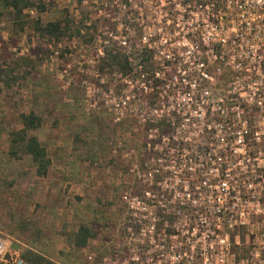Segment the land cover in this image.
Instances as JSON below:
<instances>
[{
	"label": "built area",
	"instance_id": "2783aa9c",
	"mask_svg": "<svg viewBox=\"0 0 264 264\" xmlns=\"http://www.w3.org/2000/svg\"><path fill=\"white\" fill-rule=\"evenodd\" d=\"M109 6L112 27L104 37H94V55L85 59L71 37L64 56L92 65L105 47H113L124 58L121 64L140 74L145 61L141 48L130 45L124 7L147 20L150 7L172 6L160 17L186 26L168 33L174 40L167 51L155 45L168 36L138 33L144 50L160 61L151 69L152 86L141 90L144 96L152 91L149 107L130 90L104 94L112 120L138 112L148 122H142L147 141L141 156L153 155L129 164L140 189L128 188L122 195L124 251L117 246L101 256L90 253L86 264H264V0H109ZM64 49L55 43L41 63L64 66L58 79L70 66L62 58L54 60ZM168 66L182 77H162L159 70ZM208 66L231 71L225 89L212 80ZM132 80L123 77L122 82ZM157 124L164 125V133H157ZM231 232L239 248L238 232L247 236L245 251L239 249L234 263L229 260ZM0 264H24L3 237Z\"/></svg>",
	"mask_w": 264,
	"mask_h": 264
},
{
	"label": "rangeland",
	"instance_id": "374dc122",
	"mask_svg": "<svg viewBox=\"0 0 264 264\" xmlns=\"http://www.w3.org/2000/svg\"><path fill=\"white\" fill-rule=\"evenodd\" d=\"M96 1L93 5L81 0H30L33 4L22 9L19 15L0 7V64H3L0 66V237L7 239L11 250L21 254L31 248L54 264H86L88 254L101 256L117 246L124 251L126 210L122 195L128 188L136 193L140 189L134 174L128 170L129 164H139L153 153L147 156L145 153L142 159L141 148L147 141L146 126L142 122L147 121H143L138 112L112 120L103 106L104 94L107 89L116 93L130 90L140 97L141 106L147 108L152 91L144 96L141 90L147 84L152 86L155 78L151 69L160 61L151 57L149 49L144 50L147 47L139 40L138 33L142 30L151 36L158 33L168 36L164 44L155 45L167 51L174 40L168 33L183 31L186 26L183 21L166 23L160 17L173 10L172 6L150 7L147 20L144 13L140 20L133 8L124 7L130 45L141 48L145 61L140 74L137 69L132 73L130 66H120L110 60L112 55L119 54L113 47H105L92 65L85 62L79 65L75 55L63 54L69 39L74 38L76 48H81L87 59L95 53L94 37L97 34L104 37V32L112 27L109 16L113 8L109 0ZM177 8L182 9L180 5ZM36 19L41 26L58 22L60 34L40 33L34 27ZM57 42L65 49L54 60L62 58L64 63L70 64L65 66L62 79L57 75L63 74L64 66L41 65L48 50L55 48ZM168 69L159 70L162 77H182L175 66ZM207 69L212 80L225 89L231 71L225 66L220 71L211 66ZM123 77L134 80L128 85L122 82ZM67 78L70 82L65 85ZM93 100L95 106H92ZM134 102L139 107L137 100ZM29 111L38 121L26 134L40 139L49 161L53 158L76 162L72 170L51 168V176L57 174L62 179L59 188L56 183L50 186L42 178L34 177L37 174L28 155L13 153L12 138L16 139V135L10 134L22 127L20 114ZM157 125V133H164V125ZM62 143L67 144V155H62L59 147ZM70 154L73 157L70 158ZM46 185L49 188L46 189ZM45 207L50 209L46 211ZM80 223L88 226L94 236L81 249L64 247L63 242L70 243V233ZM238 233L240 248L234 242V232L229 240L230 252L234 254L229 260L233 263L239 249L241 253L245 251L247 236Z\"/></svg>",
	"mask_w": 264,
	"mask_h": 264
},
{
	"label": "trees",
	"instance_id": "16d2710c",
	"mask_svg": "<svg viewBox=\"0 0 264 264\" xmlns=\"http://www.w3.org/2000/svg\"><path fill=\"white\" fill-rule=\"evenodd\" d=\"M33 3L30 0H0V7L9 9L12 13L19 15L22 9L31 6ZM34 27L40 31V33H47L49 35L56 36L60 34V25L58 22H47L44 25H39V21L36 19ZM109 60V57H108ZM110 60H114L115 63L124 62V58L120 54L112 55ZM122 61V62H121ZM111 62V63H114ZM3 64H0V66ZM38 118L31 111L28 113L20 114V122L22 127L15 132H11L10 136L16 135V139L12 138V144L15 145L13 153L21 152L29 156V158L36 164V174L43 176L46 171V167L49 163V159L46 155L45 148L40 144L34 135L26 134L27 131L34 129L37 126ZM14 133V134H13ZM94 236L92 230L80 223L75 230L70 233V244L72 249L83 248L88 239ZM20 258L24 264H54L48 258H45L40 253L32 250L31 248L24 249L20 254Z\"/></svg>",
	"mask_w": 264,
	"mask_h": 264
},
{
	"label": "crops",
	"instance_id": "0c3cea01",
	"mask_svg": "<svg viewBox=\"0 0 264 264\" xmlns=\"http://www.w3.org/2000/svg\"><path fill=\"white\" fill-rule=\"evenodd\" d=\"M40 143H41V141H40V139H37ZM60 146V148L62 149L61 151H62V155H65L67 152V150H66V146H67V144L66 143H62V144H59ZM58 147V146H57ZM69 151V150H68ZM67 155V154H66ZM69 157L71 158V157H73V155L72 154H70L69 155ZM67 159V158H66ZM29 162H30V164L33 166V171H34V174L36 173V164L35 163H33V161L32 160H29ZM74 165H76V162L75 161H69L68 163H66V160L65 161H61V160H57V159H55V160H53V158H50V161H49V163H48V165H47V167H46V171H45V174L43 175V176H39V175H35L34 177L36 178V177H40V178H42V180H43V182H47V184H50V186H52V183H56L57 184V186L56 187H60V185H61V181H62V179L57 175V174H55L54 176H51V168L52 167H55V168H59L60 170H65V168H67L68 170H72L73 169V167H74ZM70 178V180H71V178L72 177H69ZM65 179H67V178H65ZM64 183L65 182H63V185H64ZM63 185H62V187H63ZM47 188H49V186L48 185H46V189ZM51 190V189H50ZM62 192V191H61ZM51 195V194H50ZM49 195V196H50ZM49 208V207H48ZM47 207H45L44 209L47 211V209H48ZM44 209H43V213H45L44 212ZM50 209V208H49ZM55 212V211H54ZM57 213H60L59 212V210H57ZM64 247H66V248H71V244L70 243H66V242H63V244H62Z\"/></svg>",
	"mask_w": 264,
	"mask_h": 264
}]
</instances>
